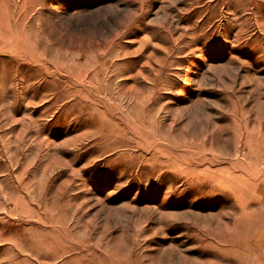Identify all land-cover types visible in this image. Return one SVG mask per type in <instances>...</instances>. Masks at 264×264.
I'll list each match as a JSON object with an SVG mask.
<instances>
[{"label":"rangeland","instance_id":"obj_1","mask_svg":"<svg viewBox=\"0 0 264 264\" xmlns=\"http://www.w3.org/2000/svg\"><path fill=\"white\" fill-rule=\"evenodd\" d=\"M0 264H264V0H0Z\"/></svg>","mask_w":264,"mask_h":264}]
</instances>
